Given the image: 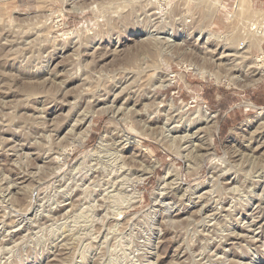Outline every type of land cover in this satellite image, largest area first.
<instances>
[{
	"label": "rangeland",
	"instance_id": "1",
	"mask_svg": "<svg viewBox=\"0 0 264 264\" xmlns=\"http://www.w3.org/2000/svg\"><path fill=\"white\" fill-rule=\"evenodd\" d=\"M242 21L264 0H0V264H264V49L212 59Z\"/></svg>",
	"mask_w": 264,
	"mask_h": 264
},
{
	"label": "bare ground",
	"instance_id": "2",
	"mask_svg": "<svg viewBox=\"0 0 264 264\" xmlns=\"http://www.w3.org/2000/svg\"><path fill=\"white\" fill-rule=\"evenodd\" d=\"M246 0H240V4H244V2H245ZM248 25H249V23H247ZM247 24L245 25V22L244 21H242V23H240V26L242 25L243 27V30L242 31H237L236 30V26L235 25H233L232 26V34H233V36H234V38H232V40L231 39H229V40H227V42L224 44L223 43V45H226V44H229L230 46H228V49L229 50H234V49H231V47L232 48H234L235 47V50H236V47H241V48H243V47H246V49L244 50V52H246L247 50H248V48L249 47H251V46H256L259 50H262V48H261V44H262V41L264 40V32L263 31H260V30H256V31H254V32H251V34H250V32H248V28L246 27L247 26ZM237 25V24H236ZM250 26H251V30L253 29V28H255V27H253V23H251L250 24ZM241 28V29H242ZM247 28V29H246ZM241 32H243V36H241L240 35V33ZM231 34V33H230ZM240 35V36H239ZM223 45H221V46H223ZM224 48H227V47H223V49ZM220 49V48H219ZM222 49V48H221ZM234 50V52H236ZM233 51H232V53H230V54H225L224 53V50L222 51H218V57H216L215 58V56H216V54L213 56V61H215V64H216V66L218 67H222L224 70L225 69H229L230 70V68L232 67V60L233 59H231V57L233 58V56H235V58H237L236 57V54L234 53ZM238 52V51H237ZM248 52V51H247ZM241 56V55H240ZM207 57V56H206ZM239 57V56H238ZM242 57V56H241ZM243 58V57H242ZM245 58V57H244ZM237 59H240V58H237ZM234 60H236V59H234ZM233 60V61H234ZM233 64H234V62H233ZM231 65V66H230ZM239 65V64H238ZM228 66V67H227ZM235 67H237V66H235ZM238 68V67H237ZM255 68H258V66L256 65V67ZM232 69V68H231ZM234 70H235V68H234ZM232 71V70H231ZM201 73H207L206 71H201ZM211 76H214V77H216V78H218L217 77V75L215 74V73H211V72H208ZM254 107V106H253ZM155 114V113H154ZM199 119H200V121L201 120H203V121H206V122H208L209 123V125H210V122H212V120H213V118H212V116L210 117L209 115L208 116H205V114L203 113V114H200L199 115ZM170 120V119H169ZM178 122V121H177ZM177 122H176V124H177ZM175 124V123H174ZM207 124V123H206ZM178 126V125H177ZM176 129V128H175ZM197 132V131H196ZM200 132V131H199ZM198 132V133H199ZM190 136V135H189ZM86 137V136H85ZM187 138V137H186ZM196 138V137H195ZM200 138V137H199ZM119 139V138H118ZM198 140H200V139H198ZM193 141V140H192ZM185 143V142H184ZM205 144V143H204ZM19 145V144H18ZM201 144H198V147H195V152H200L202 149H205V147H203V145H201ZM197 146V145H196ZM120 147V146H119ZM191 147V146H190ZM10 149V148H9ZM191 149V148H190ZM192 149H193V147H192ZM191 149V150H192ZM118 150V149H117ZM142 151H147V150H149L148 148H142L141 149ZM148 152V151H147ZM191 153V152H190ZM194 153V152H193ZM194 155V157H195V154H193ZM187 156V155H186ZM197 157V156H196ZM124 163V162H123ZM125 164H123V166H124ZM151 166V165H150ZM217 166V165H216ZM37 167V166H36ZM226 168V167H225ZM112 170V169H111ZM110 170V171H111ZM221 171V170H220ZM128 180V179H127ZM121 185V184H120ZM212 188V187H211ZM183 189V188H182ZM117 190V189H116ZM172 191V190H171ZM3 194V193H2ZM162 203V202H161ZM10 204V203H9ZM158 204V203H157ZM27 212V211H26ZM66 213V212H65ZM179 217V216H178ZM8 218V217H7ZM9 219V218H8ZM47 219V218H46ZM17 220V219H16ZM210 220V219H209ZM45 221V220H44ZM11 224V223H10ZM116 225V224H115ZM202 225V224H201ZM43 226V225H42ZM205 228V227H204ZM259 229V228H258ZM109 231V230H108ZM217 231V230H216ZM2 233V232H1ZM19 235V234H18ZM182 237V236H181ZM18 238V237H17ZM106 238V237H105ZM23 240V239H22ZM65 241V240H64ZM201 246V245H200ZM70 248H71V246H70ZM2 249V248H1ZM9 250V249H8ZM9 253V252H8ZM4 255V254H3ZM144 256V255H143ZM134 261V260H133ZM137 261V260H136ZM155 263V262H154Z\"/></svg>",
	"mask_w": 264,
	"mask_h": 264
},
{
	"label": "crops",
	"instance_id": "3",
	"mask_svg": "<svg viewBox=\"0 0 264 264\" xmlns=\"http://www.w3.org/2000/svg\"><path fill=\"white\" fill-rule=\"evenodd\" d=\"M262 49H264V41L262 42ZM263 51V50H262ZM261 91L256 92V94L254 95V98L256 97V95L258 96V93H262V95H264V87L260 88ZM230 106L228 107V109L226 108L224 110L223 115H225V119H224V125H229L232 123V121L237 117L236 113H235V109H231L229 111Z\"/></svg>",
	"mask_w": 264,
	"mask_h": 264
},
{
	"label": "built area",
	"instance_id": "4",
	"mask_svg": "<svg viewBox=\"0 0 264 264\" xmlns=\"http://www.w3.org/2000/svg\"><path fill=\"white\" fill-rule=\"evenodd\" d=\"M249 104H250V103H249ZM250 106H251V107H253V105H252V104H251V105H249V107H250Z\"/></svg>",
	"mask_w": 264,
	"mask_h": 264
}]
</instances>
